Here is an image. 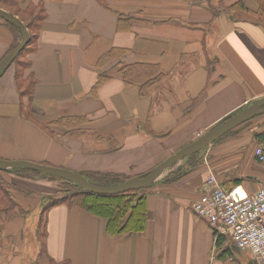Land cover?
I'll list each match as a JSON object with an SVG mask.
<instances>
[{
  "label": "crops",
  "instance_id": "obj_1",
  "mask_svg": "<svg viewBox=\"0 0 264 264\" xmlns=\"http://www.w3.org/2000/svg\"><path fill=\"white\" fill-rule=\"evenodd\" d=\"M29 1L44 5L47 15L24 74L35 85L22 98L15 65L0 76V160L144 176L264 98V28L249 16L214 20L208 3L187 0ZM220 1L231 7L239 0L212 3ZM14 41L0 21V62ZM110 52L120 56L99 67ZM126 66L158 67V74L128 85L120 72ZM101 76L109 80L93 93ZM29 109L31 118L24 115ZM77 119L86 121L75 127ZM263 129L264 115L211 146L191 175L150 188L141 234L111 237L106 220L67 204L43 215L49 200L63 196L61 181L4 174L27 212L0 226V264H256L230 236L218 243L192 204L210 171L225 189L242 186L250 195L264 189V163L256 156L262 146L254 139ZM34 213L38 221L29 227Z\"/></svg>",
  "mask_w": 264,
  "mask_h": 264
},
{
  "label": "trees",
  "instance_id": "obj_2",
  "mask_svg": "<svg viewBox=\"0 0 264 264\" xmlns=\"http://www.w3.org/2000/svg\"><path fill=\"white\" fill-rule=\"evenodd\" d=\"M193 4H202L204 2L208 3L210 9L213 12L214 20L217 19L221 14H243L251 17L256 24L264 28V0H239L235 5L231 7H226L222 1L217 2L216 4L212 3V0H187ZM0 8L5 10L6 12L18 17L28 29L31 35V41L24 49V51L18 56L13 65L16 67V81L18 85V89L22 98L28 97L30 98L33 94V89L35 82L32 78L24 79V74L26 70L30 68V62L28 60V56L35 52L37 49V43L39 39V34L42 29L43 22L45 21L47 15L44 5L39 4L35 5L29 0H0ZM0 21L6 24L13 32L14 35V44L9 53L14 50L18 44L22 40V33L20 29L6 22L2 18ZM174 23H178L174 21ZM8 53V54H9ZM120 56L119 53L110 52L104 55L100 59L99 67H103L108 62H110L114 57ZM146 70V71H145ZM121 74L125 79L126 84H144L145 81H150L149 79L158 74V67H124L121 69ZM108 78L101 76L93 89V93H95L104 83L108 82ZM147 82V83H148ZM153 83V82H151ZM150 84V83H148ZM143 85L142 87L149 88V85ZM154 86L155 84H151ZM146 88V89H147ZM241 111V110H240ZM238 111V112H240ZM237 112V113H238ZM27 118H31V110L29 109L26 114H24ZM235 115V114H234ZM233 116V115H232ZM230 116L229 118H231ZM262 116V115H261ZM260 117V116H259ZM227 118L225 121H227ZM258 118V117H257ZM256 119V118H255ZM86 120L77 119L75 123V127L81 125ZM251 121L243 124L242 126L236 128L235 130L229 132L222 138H220L216 143H220L223 140L230 139L235 136V133L239 131L243 127L249 126ZM54 124H61V122H55ZM254 139L257 143L262 146L264 150V129L258 131L254 134ZM199 156V154L193 155L184 159V161H190L192 165H194L193 161ZM14 174L16 176L28 178V179H36V178H44V179H52L63 181L59 178L49 176L46 174H42L29 169H19V170H11V171H0V226H4L5 221L13 215L17 213L26 214V209L21 206V204L14 197L10 187L8 186L6 180L4 179V174ZM178 175L175 177L168 176L164 183H172L180 179L182 176L186 174ZM87 180L96 186L102 187H110L120 185L130 177L115 175V174H102V173H84L81 174ZM69 185L70 189L67 190L66 194L62 196L60 199H52L49 200L47 204H45L42 214L45 215L48 210L58 205L67 204L69 207H80L90 213L93 216L101 218L107 221V233L111 237H118L123 235H134L141 234L146 231V227L148 224L149 218V209H148V195L146 192L149 189L139 190L128 192L121 195L116 196H103L97 195L93 193H86L80 186L66 182ZM229 188L227 190H231ZM43 223V219L41 220ZM42 223L38 229V239L41 243V251L42 253L45 244L44 238L45 235L42 233ZM222 238V237H221ZM220 239H218V243H220Z\"/></svg>",
  "mask_w": 264,
  "mask_h": 264
},
{
  "label": "water",
  "instance_id": "obj_3",
  "mask_svg": "<svg viewBox=\"0 0 264 264\" xmlns=\"http://www.w3.org/2000/svg\"><path fill=\"white\" fill-rule=\"evenodd\" d=\"M0 18L17 26L22 33V40L18 46L7 54L0 62V76L8 70L18 56L24 51L31 41V35L24 23L16 16L0 8ZM264 115V98L242 109L233 115L227 121L218 124L204 135L178 150L156 168L144 176L133 177L126 182L110 187L96 186L90 183L83 175L52 166L36 164L26 161H4L0 160V171L6 172L11 170L29 169L42 174L59 178L63 181L74 183L80 186L86 193H93L103 196H116L128 192L150 189L155 186L163 177L166 171L172 166L178 164L184 159L196 155L204 149L213 145L220 138L242 126L243 124Z\"/></svg>",
  "mask_w": 264,
  "mask_h": 264
},
{
  "label": "built area",
  "instance_id": "obj_4",
  "mask_svg": "<svg viewBox=\"0 0 264 264\" xmlns=\"http://www.w3.org/2000/svg\"><path fill=\"white\" fill-rule=\"evenodd\" d=\"M256 156L264 163V150ZM196 216L207 222L215 238L228 235L242 253L264 264V189L250 195L242 186L225 189L210 171L204 193L192 204Z\"/></svg>",
  "mask_w": 264,
  "mask_h": 264
},
{
  "label": "rangeland",
  "instance_id": "obj_5",
  "mask_svg": "<svg viewBox=\"0 0 264 264\" xmlns=\"http://www.w3.org/2000/svg\"><path fill=\"white\" fill-rule=\"evenodd\" d=\"M12 68L14 69L15 67L13 66ZM214 144H216V142ZM213 145H211V146H213ZM210 147H208V148L204 149L203 151H201L200 153H198L199 156L193 161L194 165H192L190 163V161H184L183 160V161L179 162L178 164L172 166L168 171H166L161 180L164 181L168 176H171V177L177 176L179 170H180L179 175L186 174L184 176L191 175L192 173L197 171L205 163V158L209 157L208 150ZM61 187H62V194L64 196L66 194L67 190L70 189V187H69V185L64 183V181H61ZM146 194H147V192H146ZM55 199H60V198H55ZM32 220L33 221L35 220L34 222L37 223V221H38L37 213H34V215L31 216V219L29 222V227H32V225H34V223H32ZM41 223L42 222L40 220V224ZM40 224H39V226H40ZM35 241H36V239H33V242H35ZM35 248H36V246H35ZM32 249L34 250V248H32ZM36 250H37V248H36Z\"/></svg>",
  "mask_w": 264,
  "mask_h": 264
}]
</instances>
